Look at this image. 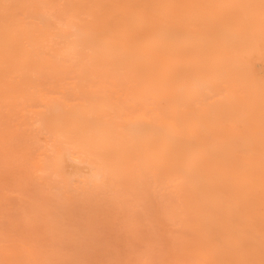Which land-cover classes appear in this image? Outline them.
Instances as JSON below:
<instances>
[{"label": "bare ground", "instance_id": "bare-ground-1", "mask_svg": "<svg viewBox=\"0 0 264 264\" xmlns=\"http://www.w3.org/2000/svg\"><path fill=\"white\" fill-rule=\"evenodd\" d=\"M66 61L55 138L102 177L186 180L195 264H264V0H0L4 100Z\"/></svg>", "mask_w": 264, "mask_h": 264}, {"label": "rangeland", "instance_id": "rangeland-1", "mask_svg": "<svg viewBox=\"0 0 264 264\" xmlns=\"http://www.w3.org/2000/svg\"><path fill=\"white\" fill-rule=\"evenodd\" d=\"M65 64L35 74L18 101L0 94V264H195L186 180L139 166L102 177L55 138L53 100L77 99L75 63ZM107 83L129 105L124 86ZM151 110L136 105L132 118Z\"/></svg>", "mask_w": 264, "mask_h": 264}]
</instances>
